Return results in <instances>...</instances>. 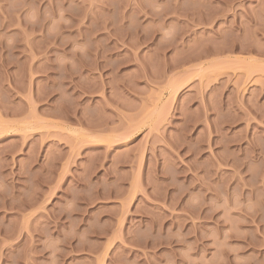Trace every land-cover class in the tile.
Here are the masks:
<instances>
[{"label":"rangeland","instance_id":"1","mask_svg":"<svg viewBox=\"0 0 264 264\" xmlns=\"http://www.w3.org/2000/svg\"><path fill=\"white\" fill-rule=\"evenodd\" d=\"M0 264H264V0H0Z\"/></svg>","mask_w":264,"mask_h":264}]
</instances>
